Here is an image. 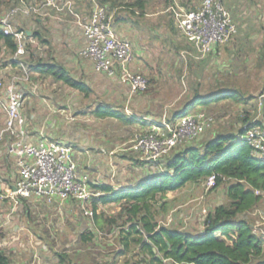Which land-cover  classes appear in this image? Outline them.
Segmentation results:
<instances>
[{
    "label": "trees",
    "instance_id": "16d2710c",
    "mask_svg": "<svg viewBox=\"0 0 264 264\" xmlns=\"http://www.w3.org/2000/svg\"><path fill=\"white\" fill-rule=\"evenodd\" d=\"M26 1L34 3L36 0ZM146 1L128 0L125 5L143 8ZM188 1L179 0V4L186 8ZM162 2L165 6H172L176 1ZM99 3L106 7L107 13L112 7L119 5L118 0H99ZM18 4L19 0H0V18L5 11ZM196 8L198 7L191 9ZM32 17L31 20L29 16L16 15L10 19L14 30L18 31L26 30L27 25L34 22L30 35L36 43L26 42V53L19 60L14 57L16 38L12 34H5L0 23V77L3 78L6 69L12 71L16 68V74H21L24 70L34 71L41 77L50 76L60 80L88 96L89 87L81 79L69 74L64 64L50 55L53 47L49 30L43 26L38 15L32 14ZM170 18L173 24L172 11ZM39 47L43 48L42 52ZM260 47L263 50L258 58V65L264 60V43ZM242 53L241 49L236 52L237 55ZM197 85L191 87V93L183 102L182 108L166 113L170 123L174 124L179 117L188 113V108L196 104L208 106L222 99L240 103L254 97L245 96L232 85H217L206 93H200ZM260 94L264 95V74ZM255 108L257 109V104ZM121 109L124 110L123 106ZM91 112L98 118L113 116L126 118L127 121L133 119H129L125 112L122 115L121 111L108 103H97ZM160 116L158 121L162 119ZM254 122L261 123L245 115L240 118V129L235 134L216 133L212 137L199 136L177 144L158 160L157 167L141 160L138 153L133 151L138 155L134 157V165L149 168L150 173L143 174V177L129 187L115 188L107 184L89 183L90 188L100 194L92 197L89 202L93 211L92 222L90 228L78 234L79 241L88 245L97 239L98 233L114 232L119 249L113 255H125L131 251L132 246L137 247L139 258L134 264H264V226L257 231L255 221L250 217L255 211L264 221V196L255 193V190H264V161L255 158L251 146L241 139L243 126ZM212 175L214 184L207 191L222 186L226 198L224 202L208 208L199 232H189L183 226L159 222L160 217L165 218L171 212L168 194L179 191L188 184L205 186L206 180ZM27 203L25 202L26 208ZM108 204H115L119 212L116 215L106 214L104 206ZM57 256L59 264H72L66 254ZM0 264H8L7 257L2 252Z\"/></svg>",
    "mask_w": 264,
    "mask_h": 264
},
{
    "label": "crops",
    "instance_id": "0c3cea01",
    "mask_svg": "<svg viewBox=\"0 0 264 264\" xmlns=\"http://www.w3.org/2000/svg\"><path fill=\"white\" fill-rule=\"evenodd\" d=\"M118 1L119 5L112 7V10H110L108 14L111 17V21L116 34L120 38L128 40L132 44L134 58L131 69L136 73L146 75L150 85L148 86V90L146 92L131 93L130 87L127 83L121 82L116 78L107 77L104 74L95 71L91 59L80 56L78 53V50L82 46H84L85 43L80 27L73 23H69L68 21H64L63 18H68L67 16L62 15L61 18H57L55 12L51 10V13L49 14L50 16H45L41 19L43 20V23L48 22L52 26V30L58 29V34H62V36L52 37V33L49 29L53 47L52 53H50V55L54 56L55 59L59 62H61L62 60L63 63H61L64 64V66L67 68L68 73L76 79H81V81H83L89 87V95L84 96V94L77 89L66 85L60 80L54 79L55 81L51 80L53 83L57 84L58 82V84L62 88H65L62 93L57 94L56 96L55 103L58 104V107L53 106L52 109L51 107H49L47 101H45V99L43 98V101L38 100L35 102L34 100H32L29 102V104H26V106L25 104H23L24 107L22 108V115L24 116L27 125V138L29 140H33L40 134H43L47 138L70 144L73 148V158L76 162L77 170L80 174L88 175V183L92 185L107 184L115 188L129 187L135 184L140 177L144 176L143 174H149V170L151 169L143 168L142 166H135L134 157L136 158L138 156H136L137 153L133 152V150L130 149V145L126 147L123 146V144L129 141V137L127 138L122 135H117L118 137L115 138L112 130L115 131L118 127L122 128L128 126H137V129H139V131L145 130L150 119L157 120L159 115L162 116V114H169L172 110H178V108H180L183 104L182 103L181 105H177L175 109H170L171 107H168L159 113V111L163 108L162 103H159V101L161 100L150 96V92H152V90H157L156 86L160 84L159 81H161L160 79L162 75H165V77H168L169 79L174 78V75L172 74L174 71L171 67V63H169V61L167 60L168 63L166 64L165 60L161 61L160 57H158V54H160V52H165L162 48V45L158 42L159 39L163 38V36L172 39L175 36V31H177L183 39L182 44L181 42L179 44L181 45L180 48L182 50H180L179 55H177V58H175L173 61L176 68H178V66H184V68L189 67L188 69L191 70L190 67L192 63H201L202 61H205V64H208L207 66H211L213 64V66L210 67L212 73H218L220 71V75L215 76V85L214 87H212V89L217 85L221 87L232 85V87L235 86L237 88L235 82L232 83L231 81L232 73L237 70L233 69L235 64H231L229 66V63L225 65L222 63V60L219 56V54L221 53L219 46L223 44L215 45L213 47V51L207 54L204 58H195L194 55L196 51L194 50L192 44L185 39L180 30L177 28L176 21L173 20V24H171V4L165 6L161 0H147L143 8H138L137 6L125 5L128 0ZM174 1H176L174 4H179V0ZM159 3H161L160 6ZM74 6L78 11H81L82 13H84L85 10L87 11V8L85 6L89 8V11L92 7L90 0H74ZM155 6L158 8H154ZM157 50H160V52ZM178 51L179 49H177V52ZM181 54L184 58L181 57ZM155 55L158 58L155 57L154 59ZM185 56H187L188 58H185ZM232 59L235 60V57L233 54H230L229 60ZM194 66L195 65L193 64V67ZM12 70L16 71V68ZM25 72L29 73L30 80L22 81L18 85V88L24 93V101L27 98L34 99L37 94H41L43 96H47V98H50L51 95H47L46 92H42L44 82L49 77H41L38 72L34 71L31 72L29 70H26ZM22 73L18 76H22L24 74ZM180 74L182 73L180 72ZM184 74L185 73H183V76ZM168 78H164L162 82L165 81V83H170V88H174L175 85L172 84V82H170ZM51 81H49V84L51 83ZM218 81L222 82L218 84ZM194 85H197L199 87V90H201L202 84L199 80H197L196 82L194 81L193 83L189 82V89L191 90V87H193ZM93 94H97L98 97L102 96L97 103L101 102L114 105L115 109L117 111H121L122 115H124L123 112H125V114L129 116V119L130 117H132L133 119H131V121H127L126 118H118L113 116L98 118L93 115L91 110L90 112L92 116L90 113H86L90 117H92V121L94 120L98 124L100 121H103V123L105 122L107 124L113 122V129H110L107 126H103V130L100 132V129L98 128L96 129V132L91 131L83 122V119L80 118L82 117L81 114H85L84 109H74L73 112H71L70 110L72 106L71 104L75 103L76 100H90L91 96H93L94 98ZM187 95H189V93ZM262 99L263 98H259V100L257 101V109L252 108L253 114H251L248 108H244L238 115L236 120L229 118L231 119V121H228L227 125L223 126L220 131L215 129H208V132H204V135H206L205 137H211L216 133H237L241 125L240 118L245 115H247L249 119L264 121V99ZM90 101L93 102L92 108H94V106L97 104H95L96 101ZM227 101L234 102L232 99H222L212 104ZM248 101L250 102V100L248 99L246 100V102L240 103L246 104L248 103ZM212 104L210 105L212 106ZM122 106L124 108L123 111L121 109ZM167 106H172V104H169ZM155 107L158 108V110L155 109ZM203 107L208 108L209 106L196 104L194 106H191V111L201 110L203 109ZM256 110L258 111V113ZM61 111L66 112L67 116H70L68 118L69 121L63 120ZM5 117L6 115L4 107H2L1 105L0 128L4 124ZM98 124H92V126H98ZM7 142L8 139L5 138L4 142L0 144V198H2L1 200H7L8 203H17L21 201L23 202L27 199L20 196H14L12 193V191L14 190L15 181L18 177V172L14 161L7 153ZM33 200L37 201V199L35 198ZM76 203V201H65L61 203L55 201L49 204H52V206L54 205L55 207L62 205L61 207L63 209L66 208V216L74 215V218H76L77 222L79 223L77 226L81 229V231L86 228H90L92 216L85 215L82 212V215H80L77 210L73 209ZM105 206L104 209L106 211V209H108L109 207L106 208ZM16 209L17 212L18 206L16 207ZM45 210L46 211H44V214H42V216L47 215L50 209L46 208ZM0 211H2L1 208ZM7 211L8 212L5 213L0 212V252H2L7 257L8 264H51V262L52 264H59V258H56V256H53V260H55L56 262L51 261L52 259L50 260L47 257L49 250L48 248H46V244L38 243V240L36 243H34L35 241L32 242L33 240H31V235H29L30 229H34L35 226H37L35 229L40 231L41 225H36V223L38 222L37 219L39 218V216H41L40 212H33L31 214L32 219L29 223V226L26 225L28 224V222H26V224L24 222H19L21 220L22 213L19 214V212H17L15 215H13V211ZM118 212L119 209L116 214ZM25 214L28 219L30 214H28L26 210ZM106 214L116 215L110 212H107ZM183 214L184 212L180 213L178 219L180 216L182 219L184 217ZM21 230H25V232L27 233H24V231L22 232ZM193 231L199 232L200 229ZM21 232L22 234H25L24 238H20ZM65 246L67 247L69 245ZM78 253L80 254L79 262L84 263V259L87 257L83 256L80 252ZM113 254L112 256L110 255L112 260L108 259L109 257L107 258L110 264H112L116 260L115 255ZM122 255L124 254H121L119 256ZM137 256L139 257L138 254ZM100 259L101 257H97L96 260ZM77 263L78 261L72 262V264ZM127 264H131V262H127Z\"/></svg>",
    "mask_w": 264,
    "mask_h": 264
},
{
    "label": "built area",
    "instance_id": "2783aa9c",
    "mask_svg": "<svg viewBox=\"0 0 264 264\" xmlns=\"http://www.w3.org/2000/svg\"><path fill=\"white\" fill-rule=\"evenodd\" d=\"M90 2V13L84 14L75 8L73 0H36L34 3L19 0L18 5L5 11L0 18L3 32L12 34L17 40L14 57L19 60L26 53V42H36L30 35V28L14 30L10 19L16 15L28 17L35 14L43 22L41 18L50 16L53 10L57 18L67 16L64 21L80 27L85 43L78 53L91 59L95 71L127 83L131 93L145 91L148 78L131 69L132 44L116 34L105 6L99 0ZM170 8L177 28L192 44L197 59L204 58L215 45L227 42L236 33L235 21L224 0H200L198 8L191 10L177 3ZM25 71L9 83L0 77V106L4 107L6 115L0 128V144L8 139L7 153L18 172L12 193L20 197L34 195L47 203L76 201L83 214L92 216L89 202L100 192L90 188L87 174L78 172L72 146L43 134L33 140L27 138V125L22 115L24 93L18 88L20 82L30 80ZM260 96L264 98V95ZM161 118L160 121L150 119L145 130L138 133L130 144V149L137 152L141 160L153 166L177 144L199 137L214 122L213 116L204 110L188 112L174 124L167 120L166 114ZM260 122L244 125L241 139L251 146L255 158L264 161V121ZM213 184L214 175L206 180V189ZM255 193L264 196L262 189L255 190Z\"/></svg>",
    "mask_w": 264,
    "mask_h": 264
},
{
    "label": "rangeland",
    "instance_id": "374dc122",
    "mask_svg": "<svg viewBox=\"0 0 264 264\" xmlns=\"http://www.w3.org/2000/svg\"><path fill=\"white\" fill-rule=\"evenodd\" d=\"M160 1V0H158ZM163 1V0H161ZM200 0H189L186 9L191 10V8L198 7ZM74 2V0H73ZM224 4L227 7V9L230 11L233 20L236 24V33L233 35V39L228 40L227 42L223 43V45H220V51L219 54L222 63L229 66L231 64H235L233 69H237L232 73V83L235 82V85H237V88L242 91L245 96L253 95L254 97L248 101V103H235V102H219L217 104L208 105V108L203 107V109L206 113L210 114L214 118V122L210 127L211 129H215L220 131L223 126L227 125L228 121H231L238 117V115L241 113V111L244 108H248V110L253 114L252 108L256 109L255 106L257 104V101L259 98H261L260 88L262 83V76L264 74V60L261 62V65H258V58L261 57L262 54V48L260 47L262 43H264V0H224ZM161 3H159V6ZM87 8V11L85 10L84 14H89V8ZM158 8V7H154ZM31 20L33 19L32 15L29 16ZM174 20V19H173ZM34 21V20H33ZM43 26H47L46 28L52 33V37L54 36H62V34H58L59 30L54 29L52 30V26L46 22L42 23ZM34 22L29 23L27 25V28H33ZM38 27V26H37ZM49 31V32H50ZM174 38L164 37L159 39V43L162 45V48L164 49V53L160 52V50H157L160 52L158 54V57H160V60H165V63L167 64V60L169 63H171V67L173 68V77L172 79H169L168 77H165V75H162L160 84L156 86L157 90H152L150 92V96H153L155 98H158L159 103H162V109L159 111L162 112V110H165L168 107H171L170 109H175L177 105H181L190 95V87L188 86V83H193L199 80L202 84L201 86V93L209 92L212 87H214L215 82V76L220 75V71L218 73L211 72V66H207L208 64H205V61H202L201 63H192L191 64V70L188 68L179 67L176 68L174 66V59L177 58V55H179L180 50H182L180 47L182 44V37L179 35L177 31H175ZM51 38V37H50ZM185 41V40H184ZM41 46L40 44H38ZM177 49L179 51L177 52ZM243 52L241 54H236L238 50ZM39 50L42 52L43 48L39 47ZM155 50V49H154ZM236 51V52H235ZM230 54H233L235 56V60H229ZM241 55V56H239ZM157 57L156 55L154 56ZM157 57V58H158ZM181 57L183 55L181 54ZM185 58H188L185 56ZM208 59V58H206ZM159 60V61H160ZM234 61V63H233ZM62 62V60H61ZM189 62V61H188ZM63 63V62H62ZM190 63V62H189ZM188 63V64H189ZM161 64V63H160ZM193 64L195 65L193 67ZM165 66V65H164ZM224 67V66H223ZM181 69V71H180ZM193 69V70H192ZM4 71V70H3ZM179 71V72H178ZM180 72L182 74H180ZM165 73V72H164ZM183 73L184 76H183ZM140 75H143L141 73H138ZM16 71L9 69H6L4 71L3 80L5 83H9L10 78L15 77ZM146 77V75H143ZM49 78L46 79L44 82V86L42 87V92H46L47 95H51L50 98H47V96H43L41 94H37V96L33 98H27L24 101V104H29L30 101L34 100L35 102L38 100H42L43 98L47 103L49 104V107L53 109V106L58 107V104H56V96L57 94L62 93L65 88H62L58 82L53 83L51 80L55 81L52 77L48 76ZM147 78V77H146ZM164 78H168L172 84L175 85L174 88H170V83L162 82ZM49 79V80H48ZM178 79V80H176ZM49 81L51 83L49 84ZM34 82V81H33ZM46 83V84H45ZM192 85V84H191ZM148 90V89H147ZM145 90V92L147 91ZM41 92V93H42ZM189 93V95H187ZM98 94V93H97ZM97 94H93L91 96L90 100H95V104L99 102L100 98L102 96H97ZM187 95V96H186ZM38 98V99H37ZM93 98V99H92ZM258 98V99H257ZM264 99V98H263ZM82 100V99H81ZM90 100H83V101H77L75 103H72L71 105V112L75 109H84L85 114H81L83 119V122L86 124V126L91 130L96 132L97 128L102 131L103 126H107L110 129H113V122H110V124L103 123V121H100L99 124L96 121H92V117H90L87 113L91 114V110L93 102ZM43 101V100H42ZM226 101V100H224ZM89 104H88V103ZM91 102V103H90ZM235 103V104H234ZM169 104H172V106H167ZM159 105V104H158ZM254 105V106H253ZM24 107V105H23ZM155 109L158 110V108L155 107ZM77 110V111H78ZM156 110V111H157ZM192 108H188V112H190ZM257 111V110H256ZM87 112V113H86ZM62 117L64 121H69L66 112L61 111ZM258 113V111H257ZM74 115V114H73ZM92 116V114H91ZM90 117V118H89ZM225 121V122H224ZM103 123V124H102ZM92 124L98 126H92ZM137 126H128V127H118L115 131L112 130V133L114 134V137L117 138V135H122L124 137H129V141L127 143L123 144L124 147L130 145L131 141L135 139L136 135L140 133L139 129H137ZM209 130H206L205 132H208ZM203 133L200 135L201 138L205 137ZM213 136V135H212ZM211 136V137H212ZM121 146V145H120ZM168 198L171 202V212H169L167 215H165V218L160 217L159 222L163 224H175L179 226L185 227L184 229L193 231V230H201L202 221L205 215L207 214L208 208L212 206L213 204H217L220 202L225 201V189L220 186L217 189L213 191H207L204 184L203 185H197V184H188L183 189L176 191L174 193L168 194ZM37 197V196H36ZM34 195H30L29 197H23L27 200V208L25 201L17 202V203H8L7 200H1L0 198V208L2 211L0 212H8L7 210L13 211V215H15L17 212L19 214L22 213L21 220L19 222L25 223L31 222L32 216L31 214L33 212L37 213L40 212L41 216H39V220L37 219L36 225H41L40 231L34 229H30L31 240L32 242L36 243L38 240V243H44L46 244V248H48L49 252L47 257L53 261V256L57 257V254H66V258L71 259L72 262L78 261L77 264H108V259H111V256L114 252H116L117 249H119L118 244L115 241V233H106L101 232L97 234V239L93 240L91 244H82L79 241V232H81V229L78 228V222L76 218L73 216H66V208L63 209L59 205L58 207H55L52 204L46 203L45 200L42 198H36ZM37 199V202L33 199ZM40 199V200H39ZM79 204H75L74 208L77 210L80 215H82ZM18 206V211L16 212V207ZM90 206V205H89ZM61 207V209H60ZM106 212L114 213L118 211L117 206L108 204L105 206ZM48 208L49 213L47 215H43L45 209ZM56 208V209H55ZM63 209V210H62ZM25 210L29 215L28 219L25 214ZM62 211V212H59ZM184 212V217L181 219V216L178 219V216L180 213ZM35 215V214H34ZM250 217L254 219L255 221V229L257 231H260L262 227L264 226V221L262 220V216L258 215L257 212L253 211L250 214ZM30 220V221H29ZM17 222V221H15ZM33 224V223H31ZM24 225V224H22ZM30 226V225H29ZM203 227V226H202ZM198 228V229H197ZM22 232L25 230H21ZM21 237L24 238L25 234H22ZM196 233L195 231H193ZM39 235V237H38ZM25 241V240H24ZM69 245V246H65ZM106 245V247H105ZM137 248H131V251L129 253H126L122 256L115 257V261L112 264H126L128 261L131 262V264H134L138 260L137 256ZM80 252L83 256L87 257L84 259L83 262H79V253ZM111 255V256H110ZM97 257H101L100 260H96ZM70 261V262H71ZM52 264V262H51Z\"/></svg>",
    "mask_w": 264,
    "mask_h": 264
},
{
    "label": "water",
    "instance_id": "95a60500",
    "mask_svg": "<svg viewBox=\"0 0 264 264\" xmlns=\"http://www.w3.org/2000/svg\"><path fill=\"white\" fill-rule=\"evenodd\" d=\"M27 33H30V31L28 30Z\"/></svg>",
    "mask_w": 264,
    "mask_h": 264
}]
</instances>
